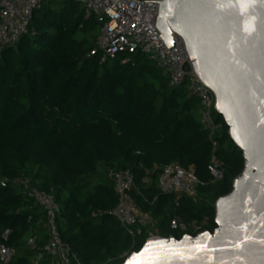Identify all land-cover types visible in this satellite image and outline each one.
Returning a JSON list of instances; mask_svg holds the SVG:
<instances>
[{"label": "trees", "instance_id": "trees-1", "mask_svg": "<svg viewBox=\"0 0 264 264\" xmlns=\"http://www.w3.org/2000/svg\"><path fill=\"white\" fill-rule=\"evenodd\" d=\"M99 26L80 1L48 0L21 39L0 50V230L12 231V264H31L25 240L40 236L43 217L14 184L18 177L54 195L61 239L83 264H121L146 236L130 234L111 214L118 198L108 170H130L135 205L160 236L178 239L214 231L215 202L243 171V152L217 112L213 153L199 100L185 84L170 87L140 53L128 62L89 56ZM212 155L225 171L220 181L208 168ZM173 162L193 169L196 196L160 191L161 169Z\"/></svg>", "mask_w": 264, "mask_h": 264}, {"label": "water", "instance_id": "water-1", "mask_svg": "<svg viewBox=\"0 0 264 264\" xmlns=\"http://www.w3.org/2000/svg\"><path fill=\"white\" fill-rule=\"evenodd\" d=\"M157 2L161 36L171 50L183 38L245 164L215 202L214 231L149 238L121 264H264V0Z\"/></svg>", "mask_w": 264, "mask_h": 264}, {"label": "built area", "instance_id": "built-area-1", "mask_svg": "<svg viewBox=\"0 0 264 264\" xmlns=\"http://www.w3.org/2000/svg\"><path fill=\"white\" fill-rule=\"evenodd\" d=\"M46 1L0 0V50L15 45L21 39L28 31L34 11ZM78 1L84 4L86 15H93L100 25L89 56H98L104 63L118 55L125 56L124 62L130 61L131 55L136 53L147 55L167 77L170 87L185 84L199 100L200 122L208 133L214 153L217 146L215 136L220 128L215 120V93L194 72L183 38L173 33L176 47L171 50L161 36L157 28L160 9V2L157 1L162 0ZM208 168L214 181L223 179L225 171L215 155H212ZM107 177L113 183L118 198L111 214L122 227L130 234L146 236V240L159 237L153 218L133 201L132 172L110 169ZM13 182L40 207L43 215L37 221L42 229L40 236L29 235L25 240L26 247L34 251L31 264H83L71 245L61 239L57 223L60 205L54 195L39 190L26 177H18ZM200 184L192 168L186 169L176 162L163 166L158 177V188L164 193L196 196ZM2 185H6L5 180ZM171 225H177L175 219ZM181 227L186 229L185 225ZM11 234L10 229L0 230V264H12L16 255L15 247L7 243Z\"/></svg>", "mask_w": 264, "mask_h": 264}, {"label": "rangeland", "instance_id": "rangeland-1", "mask_svg": "<svg viewBox=\"0 0 264 264\" xmlns=\"http://www.w3.org/2000/svg\"><path fill=\"white\" fill-rule=\"evenodd\" d=\"M81 10L85 12V7H84V4L81 2ZM86 14V12H85ZM146 57H148L147 55H145Z\"/></svg>", "mask_w": 264, "mask_h": 264}, {"label": "snow or ice", "instance_id": "snow-or-ice-1", "mask_svg": "<svg viewBox=\"0 0 264 264\" xmlns=\"http://www.w3.org/2000/svg\"><path fill=\"white\" fill-rule=\"evenodd\" d=\"M139 255V254H138ZM129 264H131V262H129Z\"/></svg>", "mask_w": 264, "mask_h": 264}]
</instances>
